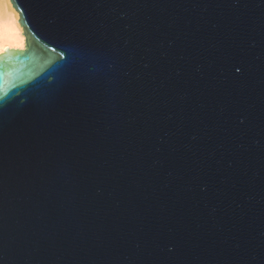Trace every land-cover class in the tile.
I'll return each instance as SVG.
<instances>
[{"label":"water","instance_id":"water-1","mask_svg":"<svg viewBox=\"0 0 264 264\" xmlns=\"http://www.w3.org/2000/svg\"><path fill=\"white\" fill-rule=\"evenodd\" d=\"M0 264H264V0H10Z\"/></svg>","mask_w":264,"mask_h":264},{"label":"bare ground","instance_id":"bare-ground-1","mask_svg":"<svg viewBox=\"0 0 264 264\" xmlns=\"http://www.w3.org/2000/svg\"><path fill=\"white\" fill-rule=\"evenodd\" d=\"M18 19L10 0H0V53L7 47L24 48L25 36Z\"/></svg>","mask_w":264,"mask_h":264}]
</instances>
